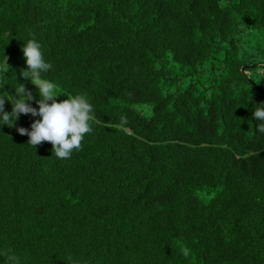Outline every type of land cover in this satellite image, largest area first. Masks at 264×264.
<instances>
[{"label": "trees", "instance_id": "16d2710c", "mask_svg": "<svg viewBox=\"0 0 264 264\" xmlns=\"http://www.w3.org/2000/svg\"><path fill=\"white\" fill-rule=\"evenodd\" d=\"M33 38L97 120L66 160L0 126V264H264V0H0L3 91Z\"/></svg>", "mask_w": 264, "mask_h": 264}, {"label": "clouds", "instance_id": "9594fccd", "mask_svg": "<svg viewBox=\"0 0 264 264\" xmlns=\"http://www.w3.org/2000/svg\"><path fill=\"white\" fill-rule=\"evenodd\" d=\"M22 52L27 68L22 69L20 75L35 86L37 95L34 96L31 91L26 90L25 84L18 83L17 79V87L12 88L14 95L3 91L4 87L0 88V126L10 124L12 127L21 114L40 117L31 124V130L19 127L18 133L27 135L28 144L35 149L37 145L47 141L51 143L56 158L70 159L75 151L82 149L86 135L94 131L93 122L97 120L94 105L84 93L69 95L67 99L58 101L60 96L57 84L45 75L54 66L46 61L42 45L37 39H29L24 43ZM5 58L3 63L8 65V57ZM6 102L12 106L10 113L5 111ZM33 102L38 108L32 106ZM252 115L254 119L261 121L258 132L264 133V103L254 105ZM119 127L130 134L126 114H121ZM7 264H21V258L8 252Z\"/></svg>", "mask_w": 264, "mask_h": 264}]
</instances>
